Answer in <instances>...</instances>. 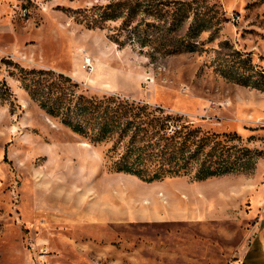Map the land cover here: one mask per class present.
Returning <instances> with one entry per match:
<instances>
[{"label": "rangeland", "instance_id": "obj_1", "mask_svg": "<svg viewBox=\"0 0 264 264\" xmlns=\"http://www.w3.org/2000/svg\"><path fill=\"white\" fill-rule=\"evenodd\" d=\"M112 1L0 0V75L10 90L0 99V264L256 263L264 251V0H207L211 29L194 39L196 50L173 54L120 46L111 39L119 20L88 27L87 11ZM241 64L257 87L220 69ZM20 67L63 72L90 95L163 105L205 132H237L261 154L251 172L205 180L117 172L105 156L110 144L50 116L22 86ZM176 205L201 220L171 234H142L144 223L128 222ZM106 217L120 221L97 225Z\"/></svg>", "mask_w": 264, "mask_h": 264}, {"label": "trees", "instance_id": "obj_2", "mask_svg": "<svg viewBox=\"0 0 264 264\" xmlns=\"http://www.w3.org/2000/svg\"><path fill=\"white\" fill-rule=\"evenodd\" d=\"M98 9L90 14L87 11L88 27H104L108 21L119 20L111 36L114 42L123 47L138 42L162 54L196 50L198 42L194 39L213 25L212 6L207 0H175L173 4L117 0ZM7 62L18 66L10 59ZM220 67L234 81L258 86L255 71L248 74L242 64L236 69ZM17 77L50 116L95 145L110 144L105 156L113 170L145 181L174 176L205 180L247 173L254 170L261 154L237 132H205L183 114L160 104L119 94L90 95L63 72L20 67ZM9 92L6 79L0 75V99Z\"/></svg>", "mask_w": 264, "mask_h": 264}, {"label": "crops", "instance_id": "obj_3", "mask_svg": "<svg viewBox=\"0 0 264 264\" xmlns=\"http://www.w3.org/2000/svg\"><path fill=\"white\" fill-rule=\"evenodd\" d=\"M195 215V216H194ZM200 216L195 212V210L191 208H185L183 206H177L175 208H170L168 211L161 210L159 214L154 216H141L137 219H131L128 221L129 223H139L142 222L146 225L148 230L143 231L142 234H171L168 231V228L176 226L177 223L188 222V221H200ZM120 221L118 218H101L97 221V225L102 227H107L113 222ZM154 228H157L158 231H154ZM173 234V233H172ZM261 254L259 260L254 264H264V251L261 250Z\"/></svg>", "mask_w": 264, "mask_h": 264}, {"label": "built area", "instance_id": "obj_4", "mask_svg": "<svg viewBox=\"0 0 264 264\" xmlns=\"http://www.w3.org/2000/svg\"><path fill=\"white\" fill-rule=\"evenodd\" d=\"M84 67L88 68L90 70H93L94 63H93V59L91 56H85ZM233 264H244V260L242 258H239V259L235 260V262H233Z\"/></svg>", "mask_w": 264, "mask_h": 264}]
</instances>
